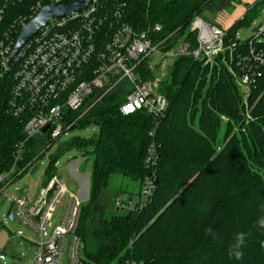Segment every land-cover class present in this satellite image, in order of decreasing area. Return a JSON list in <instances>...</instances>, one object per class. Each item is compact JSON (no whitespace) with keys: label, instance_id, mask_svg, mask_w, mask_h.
I'll list each match as a JSON object with an SVG mask.
<instances>
[{"label":"trees","instance_id":"obj_1","mask_svg":"<svg viewBox=\"0 0 264 264\" xmlns=\"http://www.w3.org/2000/svg\"><path fill=\"white\" fill-rule=\"evenodd\" d=\"M38 0H16L0 22V42L9 35L19 17L32 16ZM219 0H102L107 8L120 10L122 21L138 31H151L164 49L186 40L198 45L191 25L197 16ZM263 3L248 6L244 16L229 29L235 38L239 28L260 14ZM15 17H18L14 20ZM14 33V34H13ZM236 52H244V47ZM235 54V55H236ZM236 56L230 65L241 74ZM160 90L170 102L165 116L155 121L145 111L125 116L123 90L107 94L76 124L98 126L88 138L74 137L51 155L46 183L58 173L60 156L71 149L91 154L89 197L82 205L78 234L84 253L94 264H119L133 259L137 264H264V228L256 222L264 217V67L245 97L229 65L209 66L193 56H179L168 68ZM12 81L0 83V175L14 167L17 146L26 138L25 116L10 110ZM78 114L73 113V119ZM155 129L154 135H151ZM43 140H28L15 169L24 170L39 153ZM156 158L148 163L151 147ZM139 180L151 178L154 190L146 205L140 195L123 199L128 212L105 217L99 199L112 174ZM213 233H206L207 228ZM250 233L244 256L228 255L237 232Z\"/></svg>","mask_w":264,"mask_h":264},{"label":"built area","instance_id":"obj_2","mask_svg":"<svg viewBox=\"0 0 264 264\" xmlns=\"http://www.w3.org/2000/svg\"><path fill=\"white\" fill-rule=\"evenodd\" d=\"M15 1L0 0V22L5 20L6 11ZM58 1L72 0H38L31 8L32 16L45 5ZM262 3L259 14L262 20L255 34L245 41H241L237 33L235 38L228 40L226 29L197 16L191 31H195L198 45L192 50L184 39L173 48L164 49L165 40L156 42L151 34V31L161 30L160 24L153 30L138 31L122 21L120 10L107 8L102 0H93L83 11L52 19L14 57L12 51L17 40L9 35L0 42V83L6 78L12 81L10 110L26 119V138L17 146L16 163L25 143L42 137L39 153L28 164L31 169L56 141L68 135L80 119L115 90L126 93V100L120 106L123 115L142 110L152 116L157 125L170 105L160 87L171 58L191 55L211 67L219 61L228 64L247 98L251 84L262 76L264 67V0ZM29 21L27 17L16 19L12 26L14 33L21 32ZM241 47L245 51L236 54ZM153 54L160 55L161 64L150 60ZM235 56L237 66L242 68L241 74L228 63L229 58L233 62ZM73 113L78 114L74 119ZM154 133L152 129L150 134ZM155 158L152 146L148 163L152 164ZM16 163L10 172L0 175V197L5 187L14 183L25 170L15 169ZM142 190L145 194L143 205H146L154 190L151 178H146ZM83 203L58 173L43 182L37 193L24 194L14 202V219L29 227L38 238V251L30 264H94L84 257V243L78 234ZM59 205L64 206V212L54 223ZM116 205L122 206L123 202L118 200ZM15 236L25 237L23 231ZM5 259L2 250L0 260ZM119 264L137 262L126 259Z\"/></svg>","mask_w":264,"mask_h":264},{"label":"rangeland","instance_id":"obj_3","mask_svg":"<svg viewBox=\"0 0 264 264\" xmlns=\"http://www.w3.org/2000/svg\"><path fill=\"white\" fill-rule=\"evenodd\" d=\"M251 3L249 0H219L212 8L206 9L201 16L213 25L229 29L241 17V8L250 6ZM25 15L28 16L29 14ZM16 18L18 17H15L14 20ZM261 20L262 14L256 16L250 23L241 26L237 31V37L241 41H245L253 36L255 34V28L259 26ZM228 37V40L233 38L229 35ZM194 59L206 65L205 62L197 60L196 58ZM150 60H153L158 65L162 62V58L158 54L151 55ZM168 63L171 66L174 63V59H169ZM220 64L221 61H219L218 66ZM241 69L239 67L240 71ZM98 132V126L94 124L85 128L71 130L68 135H63L56 141L46 155L42 156L38 163L29 169L24 176L5 187L0 197V252L3 250L6 259L0 260V264H30L35 253L38 251L36 245L38 238L33 234L32 230L20 222V220H11L7 216L12 203L22 195L35 194L42 188L43 182L45 181V172L51 160L50 155L54 154L61 145L74 137L88 138ZM92 160L93 157L91 154H87L83 149L76 148L65 151L58 160V174L65 180L69 190L77 193L83 202H86L89 197ZM73 169L77 173L72 172ZM131 193L140 195L141 199H145V194L139 180L130 179L118 173L112 174L109 178L105 195L99 199L100 206L102 204L105 207V217L110 218L112 215L119 213V207H124L125 212H128L130 207L125 204L117 206L116 202L118 200L123 201ZM63 212L64 206L59 205L54 216V223L60 219ZM19 231H23L25 237L15 236ZM82 253L87 259L84 249ZM66 259L67 254L65 253L63 258L64 263Z\"/></svg>","mask_w":264,"mask_h":264},{"label":"water","instance_id":"obj_4","mask_svg":"<svg viewBox=\"0 0 264 264\" xmlns=\"http://www.w3.org/2000/svg\"><path fill=\"white\" fill-rule=\"evenodd\" d=\"M92 2L93 0H72L71 2L58 1L52 4L45 5L35 17H33L25 26L22 27L12 51V57H14L23 47V45L33 36H35L38 31L42 27L47 25L52 19L70 15L74 11H83ZM46 129L47 128H45V130ZM13 206L14 203H12L11 207L8 210V217L11 220H14ZM124 210V207L118 208V212L120 213L124 212Z\"/></svg>","mask_w":264,"mask_h":264},{"label":"clouds","instance_id":"obj_5","mask_svg":"<svg viewBox=\"0 0 264 264\" xmlns=\"http://www.w3.org/2000/svg\"><path fill=\"white\" fill-rule=\"evenodd\" d=\"M254 226H258L259 228H264V217H261L260 219H258V221L256 222V225ZM205 231L207 234H210L213 236L215 235L213 233L212 228L210 227L207 228ZM249 235L250 233H246L243 231L237 232L235 234L233 243L229 247V251H228L229 257L235 258L236 260L243 259L244 252L242 249L245 246L246 240Z\"/></svg>","mask_w":264,"mask_h":264},{"label":"crops","instance_id":"obj_6","mask_svg":"<svg viewBox=\"0 0 264 264\" xmlns=\"http://www.w3.org/2000/svg\"><path fill=\"white\" fill-rule=\"evenodd\" d=\"M256 1H257V0H249V2H252L251 5H252L253 3H255ZM248 4H249V3H248ZM248 6H249V5H248ZM248 6L245 7V8H241V10H240V12H241V17H240V18H242V17L244 16L245 12H246L247 9H248ZM240 18H239V19H240ZM72 172L77 173L76 170H74V169H73Z\"/></svg>","mask_w":264,"mask_h":264}]
</instances>
